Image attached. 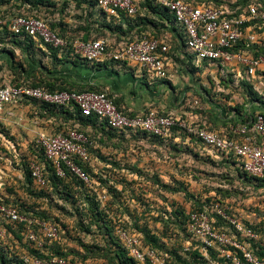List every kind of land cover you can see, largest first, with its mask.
I'll list each match as a JSON object with an SVG mask.
<instances>
[{"label":"built area","instance_id":"2783aa9c","mask_svg":"<svg viewBox=\"0 0 264 264\" xmlns=\"http://www.w3.org/2000/svg\"><path fill=\"white\" fill-rule=\"evenodd\" d=\"M55 1L60 6L65 0ZM153 1L172 16L175 26L170 23L169 27H176L183 35V48L196 66L214 68L226 78L232 75L236 78V85L241 79L256 85L263 97L247 104L250 106L241 120H236L237 113L234 112L228 116L224 129L214 130L194 116L185 119L172 111L163 113L150 109L145 113H126L108 93L101 90H50L29 81L0 85V110L6 105L33 100L72 111L78 109L82 116L95 115L107 124V128L124 133L126 137L147 134L172 148L182 143L176 133L186 131L187 142L193 152L200 153V157L231 158L236 162L232 165L248 176L264 178V110L251 109L254 104L264 105V0ZM142 2L70 0L64 16L42 11H6L9 6L5 5L0 11V35L7 40L16 36L32 38L44 51L52 48L64 53L72 49L74 56L88 60L92 66L106 62L135 65L154 79H170V41L177 32L167 30L168 34L158 36L146 30L127 36L105 28V33H95L84 40L83 34L75 36L71 30L80 20L77 16H88L89 11H92L90 21L96 25L108 22L118 26L123 17L137 18L139 13L145 16ZM51 22L64 23L66 33L62 34L61 27L53 29ZM123 28L126 30L127 25L124 24ZM217 73L213 78L219 85L220 75ZM194 102L200 106L199 98ZM79 127L76 124L50 134L42 133L32 142L29 168L34 184L43 189L53 188L49 164L57 178L74 177L81 182L83 190L88 191L89 197H97L93 192L95 172L92 167L94 150L98 146L91 135ZM193 136L198 139V146L191 144ZM39 154L43 155V160ZM242 181L245 182L244 179ZM200 198L205 202L203 208L193 209L192 204L186 205L185 230L175 223L177 216L166 215V219L172 220L168 229L171 237H167L171 243L165 249L147 245L143 234L135 232V229L115 227L128 255L139 264H264V258L257 256L252 247L253 242L257 243L262 238L254 227L257 223L247 221L243 216H233L217 194H206ZM207 198L211 201L206 202ZM217 218L224 221L223 225H217ZM8 224H22L34 250L22 257L25 264H81L54 251L43 250L47 244L52 245L61 238L63 228L57 221L43 218L36 212H25L19 204L0 197V240L13 245L14 236ZM174 248L185 261L171 254ZM194 253L199 256L193 257Z\"/></svg>","mask_w":264,"mask_h":264},{"label":"crops","instance_id":"0c3cea01","mask_svg":"<svg viewBox=\"0 0 264 264\" xmlns=\"http://www.w3.org/2000/svg\"><path fill=\"white\" fill-rule=\"evenodd\" d=\"M177 40L179 41L178 37ZM6 45L11 47V45ZM15 49L17 50L15 56L6 51H0V85L16 82V80H30L34 84L49 82L55 87H67L74 90L93 88L108 93L119 107L129 114L145 113L150 109H158L163 113L172 111L183 116L186 106L184 103L187 98L194 93L197 95L202 93L195 82L192 70L186 71L187 73L191 72V75L186 76L182 81L181 70L184 65H181L179 60L184 59L186 64L189 63L187 68H205L204 66H196L184 48L177 51L171 49L168 61L170 79L165 80L154 79L135 65H117L110 62L104 63L105 65H81L69 60L71 58L64 55L65 53H59V58L55 59L53 56L36 52V57L28 60L23 51ZM20 64L22 65L20 66ZM179 90L180 92L176 93ZM204 97L207 101L208 117L211 119L203 122H206L214 130L224 129L227 125V119L223 115V111L218 108L216 101L209 98L207 93ZM262 108L259 109L264 110V106ZM60 120L62 122V119L57 120L50 112L31 102L6 105L0 110V154H3L1 147L4 146L10 149L14 155L11 166L3 167L0 163V197L7 202L19 204L25 212L46 213L59 221L63 228L61 238L52 245L47 244L43 249L45 252L60 250V252L68 253L70 257L81 264H110L109 260L105 257L102 258L100 254L93 257L87 253L88 246H101L107 238L104 231L99 229L101 222L97 220L95 222L99 224H91V231L82 229L79 222L81 217L86 218L85 212L83 214L77 212L73 207L74 204L65 201L54 188L43 189L34 183L29 185L24 170L19 165L20 163L14 161V159H20L21 162L26 156L30 158L33 155L32 142L42 133L50 134L59 130ZM137 139L141 140L145 147L142 149L134 148L133 143L135 142L133 141ZM98 142H96L98 149L94 150L92 167L97 175L93 192L97 194L100 205L105 208L102 210L101 207L99 210H94L95 212L90 216V219L96 216L99 218L103 214L107 219H110L111 225L116 228L128 227L132 230L135 229L134 231L137 233H141V231L135 226L146 227L151 234L156 235L161 240L160 242L169 246L171 239H167L166 231L169 227L163 223L162 218L166 217V213L173 209L174 206L171 203L179 202L175 200L171 203L153 201L152 197H149L147 189L144 192L142 182L148 183V179L150 180L152 177L151 180H153L157 176L164 184L190 180L187 179L188 177L185 178L182 174H178L183 169L180 161L181 155H179L181 150L176 147L169 148L159 139H148L144 136H116L113 139L104 138L103 141ZM170 149H174L178 155L174 152L175 156L171 158L167 156ZM190 153L192 154V152ZM101 154L106 156L101 158ZM97 155L99 158H95ZM100 177L105 178L106 182H102ZM153 181L158 184L156 180ZM67 184L66 190H70L72 198L79 199V206L85 211L83 188L74 183ZM124 186L129 188L125 189ZM135 186L138 189L142 187L143 197L138 195L136 200L142 203L141 206H144V209H139L133 203L135 201L133 199ZM104 195L105 199H103ZM165 196L163 195V198L167 201L166 199L169 198ZM86 199L87 197H85ZM149 207L158 208L159 212L157 214L152 212L151 215ZM153 217L162 221L158 228L152 227L150 224L149 227H144L143 223L138 225V220L142 222L139 218L150 223V219ZM20 233V239L15 236L13 243L17 246L20 256L23 257L32 249L30 241L25 235V230L23 229ZM95 249L97 248L95 247ZM82 255H86L85 258Z\"/></svg>","mask_w":264,"mask_h":264},{"label":"trees","instance_id":"16d2710c","mask_svg":"<svg viewBox=\"0 0 264 264\" xmlns=\"http://www.w3.org/2000/svg\"><path fill=\"white\" fill-rule=\"evenodd\" d=\"M8 5V9L6 11H13V10H18L19 12H23V10L27 11L28 13H32L33 11H38V12H46L49 15H55L56 13H60L61 15H65L66 11H67V7L70 5V0H65L64 3L62 5H58V3H56L55 0H0V11H2V7ZM81 5V3H79V6ZM141 6L143 7V10L146 11L145 16H142L140 13L138 15L137 18H129V17H123L122 18V23L118 26H113L110 23H102L99 25H96V22H91L90 18L92 15V11H89L88 16H83V15H79L77 16L78 19H80L77 24H75V26L71 29L73 31V35H77V34H83V39L84 40H88L93 34H102L105 33L104 29L107 28L109 30H112V32H119L122 33L124 35L127 36H132L134 35L135 32L141 33L143 31L146 30H151L153 33H155L156 35H161L164 36L168 33L167 30H170L172 32H177L176 34L174 33L172 41L174 39L177 40V37L179 39V41L177 40L176 43V50H180L183 48L184 45V39H183V35L181 33H179V30L177 31L176 27H174V22L172 19V16L165 10L162 9L158 4H156L153 0H143V2L141 3ZM79 8V7H78ZM77 8V9H78ZM91 22V23H90ZM173 23V27H169V24ZM127 25V29L124 30L123 25ZM51 27L53 29H59V27H61V31L63 32L62 34L66 33L65 32V28L66 26L63 24H57L55 22H51ZM68 31V30H67ZM69 32V31H68ZM171 41V42H172ZM171 47H172V43ZM2 44V48H0V51H6L8 53H10L11 55L15 56L17 49H20L21 51L24 52L25 56L28 58V60L34 59L36 57V52L42 53L43 55H50L53 56V58L58 59V55L60 53L59 50H55L50 48L49 51H44L36 42L35 40H33L32 38L26 37V36H16L10 40H7L4 36L0 35V45ZM6 44L11 45V47H8ZM174 46V44H173ZM14 47V49H13ZM173 49V47H172ZM72 49H70L68 52H64L67 57L71 58L69 60H71L74 63H78L81 65H90L91 63L86 60L81 58L80 56L76 57L73 55L72 53ZM106 64V63H105ZM103 64V65H105ZM22 64H20L21 66ZM101 65V64H100ZM220 72V71H219ZM217 73V76H219L220 81H219V85L216 83V79L213 78V81L215 83V88L214 90H216L219 87H221L222 85H224L225 83H230L232 85H234L236 88L242 86V85H250V87L253 89L254 94L256 97H252L251 100L249 102H253L255 100H260L262 99L263 95L260 94V92L258 91L256 85L252 82L247 81L246 79H241L240 83L238 85H236V78L234 76H230L229 78H226L224 76H221L220 73ZM24 81H29L30 80H24ZM22 82V80L18 81L16 80V82H12V83H20ZM32 83V82H31ZM33 85L36 86H44L49 88L50 90H63V89H69V90H74L73 88H67V87H55L54 85H52L51 83L49 84V82L46 83H37ZM88 89H93V88H85L82 89L80 91L83 90H88ZM97 90V89H95ZM209 98L212 99L213 101H215L216 99L213 98V94L210 93L209 91H205ZM264 92V91H263ZM220 95H224L225 94V89H223L222 91H218L217 92ZM215 94V91H214ZM219 95V96H220ZM247 99V98H246ZM218 100V98H217ZM222 101H226L224 98H221ZM27 103H34L37 104L38 107H40L43 110H46L48 112H50V114L58 119H62V122L60 120L59 123V130L67 128L68 126H74L76 124H79V128L85 132H87L89 135H91V137L98 141H103L104 138L106 139H113L116 136L118 137H124L125 134L124 133H117L109 128H107V124L105 122L100 121V119L95 116V115H91V116H82L80 114V112L78 111V109H75L74 111H72L70 108H65V107H57V106H51L49 104H43V103H39L37 101H25ZM117 104V103H116ZM225 103H219L218 104V108L221 109V111H223V115L225 116V118H229L233 115V113H237V118L236 120H241L244 112L246 110L244 109H236V108H232V109H227L225 107V105H223ZM243 104V103H242ZM118 105V104H117ZM119 106V105H118ZM264 105L262 106H258V105H253L251 106V109L253 111H255L256 109L262 108ZM217 107V106H216ZM263 109V108H262ZM229 116V117H228ZM177 135H179L182 139V143H180V145H174V147L179 148L181 151H190L192 152V154H194L196 157L200 158V153L198 152H193L191 145H189V143L187 142V135L188 133L186 131H181L180 133H176ZM144 137L148 138V139H152V137H149V135L147 134H143ZM136 137V136H134ZM155 139H159V138H155ZM160 142H162L159 139ZM191 144L193 145H199V141L196 137H192L191 139ZM163 143V142H162ZM34 154H37L34 151ZM102 157V155H100ZM38 157L43 160L44 157L42 154H39ZM206 160L211 161L214 165H223L225 166L226 164H236L234 159L231 158H222V159H216V158H211L208 157L206 158ZM23 170L25 173V177L28 179V184H33V180H32V175H31V171L29 168V157H24L23 158ZM49 170L51 171L49 178L51 179V183L52 186L54 188L55 191H58L60 193V195H62L61 197L68 202H72L74 204V208L77 210V212L79 211V213L83 214V212H85V217H81L80 219V226L82 229H84L85 231H91V224L93 223H97L95 221H100L101 225H100V231H104V233L106 234L107 238L105 239V242L99 246V245H91V247H87V253H89V256H100L102 258H107V260H109L110 264H139L138 262H136L133 258H131L128 255V252L126 250V248L124 247L123 243L120 242V240L118 239L116 232H115V226L111 225L110 219H107V217L103 216H99V218L96 216L94 218L90 219V216H92V214L95 212L94 210H99L102 206L100 205L97 197H89L88 191H83L84 193V202L85 203V211L82 207L79 206V199L78 198H72V194L70 193V190H66L67 189V183H74L76 186H80V188H84L83 185L81 184V182H79L78 180H76L74 177H70L68 179H60L57 178L56 175L54 174V170L53 168L47 164ZM237 174L241 179H244L245 182H249V183H253L254 181L258 182L257 186L258 187H264V178H256V177H250L248 176L246 173L242 172L241 169L236 168ZM94 176L97 178V175L94 173ZM100 180L102 182H106L105 178H101ZM153 180H156L158 185L163 187L164 189H167L170 193H176V192H183L184 196L186 198V204L190 205L192 204L193 209H198V208H203V205L205 204V202L200 198L202 195L198 194V193H194V192H190L187 189V185L185 182L182 181H176V183H178V185H176V183H171V184H164L161 182V180L157 177H154ZM231 180V179H228ZM187 186V187H186ZM110 188V187H109ZM110 190H112L110 188ZM222 189H220L221 191ZM69 191V192H68ZM223 193V190H222ZM85 197H87V199L85 200ZM93 200L94 203L92 205V207H90V205L88 204L89 201ZM211 198H207L206 202H210ZM171 205H173V210L172 212L169 211L166 214L167 215H172V216H177L175 223L179 226V228H181L182 230L184 229V224L185 221L187 220V213H186V205L181 203H174ZM64 206V205H63ZM87 208V209H86ZM105 207H102V210ZM101 210V211H102ZM37 213V211H36ZM37 215L43 217V218H47V219H53L54 221H58L56 219H54L53 217L47 215L46 213H42L39 212L37 213ZM171 217V216H170ZM154 218V217H153ZM157 218V217H156ZM164 221L163 223L169 227L170 226V222H171V218L170 219H166L165 217L162 218ZM218 222L217 225H223V220L221 218H217ZM161 220V219H160ZM59 223V221H58ZM60 224V223H59ZM99 224V223H97ZM225 224V223H224ZM62 226V225H61ZM9 227V231L13 234V236L17 237L18 239H20V232L23 231L22 228L23 225L22 224H8ZM255 229L260 232L261 234L264 233V221H259L255 226ZM168 229L167 228V236H171L168 233ZM141 233L143 232V230H140ZM144 233V234H143ZM143 240L147 245H152L155 246L157 248H161V249H165L167 248L166 244L163 242H160L161 240H159V238L154 235L151 234V232L149 230H144L143 232ZM174 235V234H173ZM172 235V236H173ZM95 247L97 249H95ZM252 247L254 250V253L261 257L264 258V242L261 238V240L259 242H253L252 243ZM32 252L34 250H31ZM36 252V251H35ZM55 253L60 254V255H64L68 258H71V260L75 261L74 258L70 257L69 254L64 253V252H60V250H54ZM171 254H175L178 256V260H183L184 256L179 255L178 253V249L174 248L171 249ZM44 256V255H43ZM84 258L86 255H82ZM199 254L198 253H194L193 257H198ZM77 262V261H75ZM0 264H25L22 257L20 256L17 246L15 244L13 245H9L8 243L4 244V242H1L0 240Z\"/></svg>","mask_w":264,"mask_h":264},{"label":"rangeland","instance_id":"374dc122","mask_svg":"<svg viewBox=\"0 0 264 264\" xmlns=\"http://www.w3.org/2000/svg\"><path fill=\"white\" fill-rule=\"evenodd\" d=\"M172 41V40H171ZM170 41V42H171ZM173 51L176 50V43L177 40L174 39L172 42ZM174 44V46H173ZM181 65L183 64V69L181 70V74L183 77L182 81H184V78L186 76L191 75L190 73H187L186 71H193V77L195 79V82L198 84L200 90L202 93L201 95H197L196 93L192 94V96L187 98L186 102L184 103L185 106V113L183 114V118L189 119V117L194 116L195 119H197L199 122L207 121L208 119H211L208 117L207 112V101L205 99V91H209L213 94V98L218 100H215L216 103H225V107L229 110L232 108L236 109H244L247 110L249 107L247 104H249L252 97H256L254 94L253 89L250 87V85H242L238 88H236L234 85L230 83H225L220 88L218 87L216 90L215 83L213 81V76H216L217 70L214 68H203V69H193L192 67H188V64H186L184 59L179 60ZM191 65V64H190ZM189 65V66H190ZM180 81V79H179ZM225 89V94L220 95L217 92L222 91ZM215 91V94H214ZM179 93V91H176V93ZM264 94V92H263ZM220 95V96H219ZM199 98L200 99V106H196L194 99ZM221 98H224L226 101H222ZM247 98V99H246ZM243 103V104H242ZM96 141V140H95ZM97 142V141H96ZM134 148L142 149L145 147L141 140L137 139L136 141H133ZM99 143V142H97ZM108 147V146H107ZM3 148V154H0V163L3 167L11 166V161H13L14 155H12L11 150L7 147H1ZM170 148V147H169ZM24 151V150H23ZM174 152H176L174 149H170L167 156L170 158L175 156ZM8 153V154H7ZM178 155V152H176ZM102 157L106 156L105 154H101ZM181 155L180 161L183 165L182 171L178 173L179 175H183V177L190 179L185 180L187 184L186 187L188 191L198 193L201 195H210V194H217L219 197H221L224 200V207H228L229 211H232V215L235 217L240 218L243 216L245 220H253V222L258 223L260 220L264 221V187H258V182L254 181L253 183L244 182L242 179L238 176L236 167L232 164H226L223 165H214L211 161L206 160V158L202 157H196L194 154H191L187 151H181L179 153ZM101 157V158H102ZM159 157V156H157ZM162 158H164V155H162ZM221 159V158H216ZM17 163H20V167L23 170V160L20 162V159H14ZM16 166V165H15ZM17 167V166H16ZM157 176V175H155ZM152 178V177H151ZM150 180L148 178V183H143L144 192L145 189H147V193L150 195L149 197H152L153 201H163L166 203H171V201L175 200L179 203H183L187 205L186 198L184 196L183 192H176V193H170L167 189H164L163 187L159 186L158 184H155L153 180ZM231 179V180H228ZM143 181V180H142ZM146 181V180H145ZM176 183V182H175ZM178 185V183H176ZM124 188H129L128 186H124ZM135 186V189H133V192L135 191L134 195V204L139 207V209L143 208L144 206H141L142 203L140 201L136 200L137 196L143 197V191L142 187ZM243 188V189H242ZM220 189L222 190L220 191ZM124 191V190H123ZM137 192V193H136ZM163 195H166L167 201L163 198ZM140 197V198H141ZM137 201V202H136ZM94 201H89L90 207H92ZM159 202L157 203V205ZM155 205V206H157ZM135 208L137 209V207ZM150 208V214L152 215L157 214L159 212L158 208ZM189 208V206L187 207ZM87 209V208H86ZM153 212V213H152ZM142 220V222L139 221L138 225H141L143 223V226H148L149 224L152 227L158 228V225H161L162 221L159 218H152L150 219V223H148L145 219L139 218ZM139 231L144 230L146 231L147 228H139L136 227ZM155 228V229H156ZM144 234V233H143ZM262 240L264 242V233L261 234ZM117 264V263H116Z\"/></svg>","mask_w":264,"mask_h":264}]
</instances>
